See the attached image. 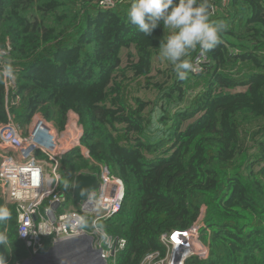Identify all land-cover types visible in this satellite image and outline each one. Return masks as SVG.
Returning a JSON list of instances; mask_svg holds the SVG:
<instances>
[{
    "label": "trees",
    "instance_id": "trees-1",
    "mask_svg": "<svg viewBox=\"0 0 264 264\" xmlns=\"http://www.w3.org/2000/svg\"><path fill=\"white\" fill-rule=\"evenodd\" d=\"M130 4L0 0V65L11 62L16 79L13 90L0 80V125L12 120L26 134L41 114L61 131L78 115L89 157L75 150L64 171L110 165L126 185L121 212L102 225L127 240L116 264L165 259L162 236L200 221L206 254L186 264H264V0H208L213 20L225 12L222 43L190 50L183 81L168 61L155 68L168 29L145 36L128 20ZM0 204L12 212L0 255L22 264L16 209L1 186Z\"/></svg>",
    "mask_w": 264,
    "mask_h": 264
},
{
    "label": "built area",
    "instance_id": "built-area-1",
    "mask_svg": "<svg viewBox=\"0 0 264 264\" xmlns=\"http://www.w3.org/2000/svg\"><path fill=\"white\" fill-rule=\"evenodd\" d=\"M106 6L111 7L113 3L106 2ZM198 69V66L194 67V72ZM15 81V78H5L7 90L15 89ZM84 135L79 117L72 112L61 131L42 115L34 117L29 134L25 136L12 121L0 125V186L15 206L18 237L26 248V260L36 258L60 243L84 236L92 238L93 249L101 253L107 264H116L119 254L127 247V240L109 235L103 226L99 230L91 226L94 221L103 225L124 206L126 185L121 178L111 174L109 167L102 166L99 173L88 174L95 178L97 188L91 189L86 200L78 203L79 210L62 211L68 203L67 196L60 191L62 161L79 148L85 158L89 157L82 146ZM30 150L31 154L26 156ZM37 155H44L47 161H38ZM46 163L53 177L46 174L43 167ZM82 220L88 221V228L82 227ZM191 230L162 236V243L169 253L174 251L173 258L178 253L184 256L177 263L171 259V264H186L190 257L206 254L200 248L197 252L185 241H179L180 235ZM198 236L196 240L200 244ZM168 256L161 259L160 254H153L143 264L151 260L169 264Z\"/></svg>",
    "mask_w": 264,
    "mask_h": 264
},
{
    "label": "clouds",
    "instance_id": "clouds-1",
    "mask_svg": "<svg viewBox=\"0 0 264 264\" xmlns=\"http://www.w3.org/2000/svg\"><path fill=\"white\" fill-rule=\"evenodd\" d=\"M127 17L129 22L147 37L152 36L161 25L168 29L167 34L159 41L158 55L161 60L168 61L173 66L177 78L181 81L187 79L193 69L187 58L190 50L198 48L201 54L213 50L222 43L221 34L226 28L222 21L210 17L208 0H131ZM14 77L15 69L11 62L0 65V80ZM31 124L27 134L23 135L14 123L23 136L29 134ZM11 218L9 207L0 204V224L7 223ZM91 226L97 230L102 227L95 221ZM82 227H89L87 220H82ZM8 239V235L0 231V246L6 247ZM0 264H8L3 255H0Z\"/></svg>",
    "mask_w": 264,
    "mask_h": 264
},
{
    "label": "water",
    "instance_id": "water-1",
    "mask_svg": "<svg viewBox=\"0 0 264 264\" xmlns=\"http://www.w3.org/2000/svg\"><path fill=\"white\" fill-rule=\"evenodd\" d=\"M95 188V178L89 175L78 176L75 183V199L79 203L85 201L90 190ZM92 241L89 236L71 239L54 246L43 255L26 260L23 264H107L101 253L93 249Z\"/></svg>",
    "mask_w": 264,
    "mask_h": 264
},
{
    "label": "rangeland",
    "instance_id": "rangeland-1",
    "mask_svg": "<svg viewBox=\"0 0 264 264\" xmlns=\"http://www.w3.org/2000/svg\"><path fill=\"white\" fill-rule=\"evenodd\" d=\"M215 20H220V21L224 22V20H226L225 19V12H223V13L220 12ZM165 64H166L165 60H161L158 57L155 59V68L156 69L165 68ZM189 106H190V100L188 99L182 105V109L176 108L174 111H184V109L186 107H189ZM160 114H161L160 110H156V112L154 113V117L156 120ZM23 135H24V133H23ZM160 137H162V135H160L159 138ZM36 159L38 161H45V162L47 161V158L44 155H37ZM43 167H44L46 174H51V168L47 163ZM109 168L111 170V174L113 175L114 170H113L112 166L109 165ZM97 173H99V170ZM60 175H61V189H60V191L62 194H64L68 198V203L65 205L64 208H62V211H67V210H71V209L79 210L80 206H79L77 200L75 199V183H76V179H77L78 175L76 173L70 175L69 172L64 171L63 166L60 169ZM52 177H53V175H52ZM197 225H198V227L191 230L190 232L180 235L179 241H182V242L185 241L187 243L188 247H191L192 249H194L195 251L198 252L200 250L199 249L200 246H199V243L197 242L196 238H197V235H200L202 233L201 229L204 228L205 225L203 224L202 221H200ZM161 242H162V239H161ZM173 253H174L173 250H171L169 253V256H168V257H170L169 264H171V259H175L176 256H178L180 254V253H178V255H175L173 258ZM202 253H204V252H202ZM145 264H168V263L151 260V261L146 262Z\"/></svg>",
    "mask_w": 264,
    "mask_h": 264
},
{
    "label": "bare ground",
    "instance_id": "bare-ground-1",
    "mask_svg": "<svg viewBox=\"0 0 264 264\" xmlns=\"http://www.w3.org/2000/svg\"><path fill=\"white\" fill-rule=\"evenodd\" d=\"M184 256H180V255H178V256H176V258H175V262L177 263V261H179V259L181 260L182 258H183Z\"/></svg>",
    "mask_w": 264,
    "mask_h": 264
},
{
    "label": "crops",
    "instance_id": "crops-1",
    "mask_svg": "<svg viewBox=\"0 0 264 264\" xmlns=\"http://www.w3.org/2000/svg\"><path fill=\"white\" fill-rule=\"evenodd\" d=\"M75 114V113H74ZM77 115V114H76ZM78 116V115H77ZM27 134V133H26ZM44 136V135H43ZM31 150L26 153V156H29L31 154ZM79 203V202H78Z\"/></svg>",
    "mask_w": 264,
    "mask_h": 264
}]
</instances>
